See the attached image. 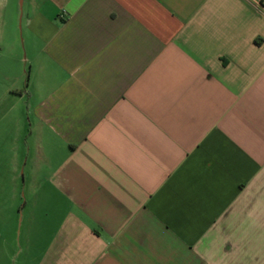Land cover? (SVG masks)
<instances>
[{
    "label": "crops",
    "instance_id": "0c3cea01",
    "mask_svg": "<svg viewBox=\"0 0 264 264\" xmlns=\"http://www.w3.org/2000/svg\"><path fill=\"white\" fill-rule=\"evenodd\" d=\"M23 5L22 264H264V0Z\"/></svg>",
    "mask_w": 264,
    "mask_h": 264
},
{
    "label": "rangeland",
    "instance_id": "374dc122",
    "mask_svg": "<svg viewBox=\"0 0 264 264\" xmlns=\"http://www.w3.org/2000/svg\"><path fill=\"white\" fill-rule=\"evenodd\" d=\"M23 4L24 0H13L11 14L0 25V264H22L27 255L22 232L31 196L27 105L26 99L17 104L9 94L16 82L26 90L29 71L22 36Z\"/></svg>",
    "mask_w": 264,
    "mask_h": 264
}]
</instances>
